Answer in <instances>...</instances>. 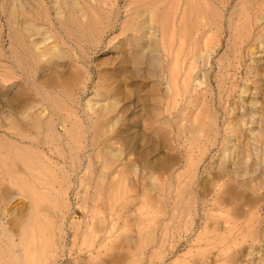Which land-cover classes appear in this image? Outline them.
<instances>
[{"label": "rangeland", "instance_id": "1", "mask_svg": "<svg viewBox=\"0 0 264 264\" xmlns=\"http://www.w3.org/2000/svg\"><path fill=\"white\" fill-rule=\"evenodd\" d=\"M172 1L0 0V264H264V0Z\"/></svg>", "mask_w": 264, "mask_h": 264}, {"label": "bare ground", "instance_id": "2", "mask_svg": "<svg viewBox=\"0 0 264 264\" xmlns=\"http://www.w3.org/2000/svg\"><path fill=\"white\" fill-rule=\"evenodd\" d=\"M187 1V0H186ZM186 5V2L185 0H178V1H172L170 3L171 7L175 10L173 16L171 17L172 19V27H173V33L175 35H178V33L180 32V26L181 24L183 23L181 20H180V17H179V13L177 12V10L182 7V5ZM186 7V6H185ZM180 11V10H179ZM186 16V15H185ZM182 17V16H181ZM184 19V18H182ZM186 25V24H185ZM180 28V29H179ZM181 35V34H180ZM233 35V34H232ZM185 37V36H184Z\"/></svg>", "mask_w": 264, "mask_h": 264}]
</instances>
